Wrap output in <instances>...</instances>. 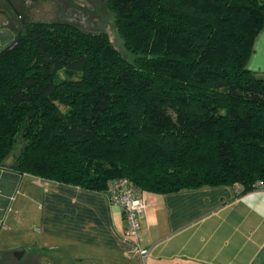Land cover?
I'll return each instance as SVG.
<instances>
[{"label": "trees", "instance_id": "trees-1", "mask_svg": "<svg viewBox=\"0 0 264 264\" xmlns=\"http://www.w3.org/2000/svg\"><path fill=\"white\" fill-rule=\"evenodd\" d=\"M22 5V4H21ZM104 32L27 20L0 54V167L107 194L264 188V0H107ZM18 21L21 20L14 14ZM59 72L63 73L60 76Z\"/></svg>", "mask_w": 264, "mask_h": 264}, {"label": "crops", "instance_id": "crops-1", "mask_svg": "<svg viewBox=\"0 0 264 264\" xmlns=\"http://www.w3.org/2000/svg\"><path fill=\"white\" fill-rule=\"evenodd\" d=\"M248 66L264 72V29ZM12 172L21 186L32 185L38 240L57 252L60 264H264V188L243 194L234 185L143 192L142 258L126 237L120 207L104 194Z\"/></svg>", "mask_w": 264, "mask_h": 264}, {"label": "rangeland", "instance_id": "rangeland-1", "mask_svg": "<svg viewBox=\"0 0 264 264\" xmlns=\"http://www.w3.org/2000/svg\"><path fill=\"white\" fill-rule=\"evenodd\" d=\"M0 0V8L5 6ZM29 2V3H28ZM27 0L19 7L24 22L29 20L60 21L73 25L85 32H104L110 43L125 57L122 38L114 23V14L107 8V0ZM21 5V4H20ZM7 14H0V46L14 37L6 24L13 25L16 32L20 29V21L7 9ZM61 11V14H58ZM8 19V20H7ZM63 76L62 72H59ZM18 143L0 167V264H58L57 252L38 240L36 219L38 208L32 202L31 189L25 184L21 186V177L9 170L8 165L19 151ZM14 174V175H7ZM46 243L50 240L45 239ZM24 251L20 258L15 252ZM56 251V250H55ZM46 255V256H44ZM60 264V263H59Z\"/></svg>", "mask_w": 264, "mask_h": 264}, {"label": "built area", "instance_id": "built-area-1", "mask_svg": "<svg viewBox=\"0 0 264 264\" xmlns=\"http://www.w3.org/2000/svg\"><path fill=\"white\" fill-rule=\"evenodd\" d=\"M110 204L120 207L125 221L126 237L133 241L135 249L142 258L147 255V249L138 244L141 216L146 207L143 192L133 186L127 178L112 179L108 182L105 194Z\"/></svg>", "mask_w": 264, "mask_h": 264}, {"label": "flooded vegetation", "instance_id": "flooded-vegetation-1", "mask_svg": "<svg viewBox=\"0 0 264 264\" xmlns=\"http://www.w3.org/2000/svg\"><path fill=\"white\" fill-rule=\"evenodd\" d=\"M5 2V6H6V8H4V7H1L0 8V14H7L8 13V11H7V9L11 12V14H17L18 15V17L20 18V20H21V18H22V16H20V14H23V13H21L20 12V9H19V7L20 6H22V5H20V4H22L23 2H24V4L25 5H27V0H4ZM34 1H36V0H32V2L31 3H33ZM29 3V2H28ZM58 14H61V11H59V13ZM23 19V18H22ZM8 20V19H7ZM24 21V20H23ZM22 24V23H21ZM8 25L6 24V26L5 27H7ZM20 29H21V27H20Z\"/></svg>", "mask_w": 264, "mask_h": 264}, {"label": "water", "instance_id": "water-1", "mask_svg": "<svg viewBox=\"0 0 264 264\" xmlns=\"http://www.w3.org/2000/svg\"><path fill=\"white\" fill-rule=\"evenodd\" d=\"M21 29H22V27H23V25H24V21H23V19L21 18ZM20 29V30H21ZM18 36L19 35H17L16 36V38L14 39V40H12L3 50H1V52H0V54L4 51V50H6V49H8V48H10V47H12L15 43H16V41H17V39H18ZM22 251H19V252H15V256L17 257V258H20V256L22 255Z\"/></svg>", "mask_w": 264, "mask_h": 264}]
</instances>
